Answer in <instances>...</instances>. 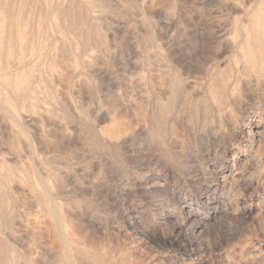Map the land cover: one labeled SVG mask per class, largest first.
<instances>
[{"label": "rangeland", "instance_id": "1", "mask_svg": "<svg viewBox=\"0 0 264 264\" xmlns=\"http://www.w3.org/2000/svg\"><path fill=\"white\" fill-rule=\"evenodd\" d=\"M175 4L0 0V62L38 63L30 99L15 86V119L0 109L22 188L0 264H65L40 180L81 264H264V0Z\"/></svg>", "mask_w": 264, "mask_h": 264}, {"label": "bare ground", "instance_id": "2", "mask_svg": "<svg viewBox=\"0 0 264 264\" xmlns=\"http://www.w3.org/2000/svg\"><path fill=\"white\" fill-rule=\"evenodd\" d=\"M170 1V0H169ZM224 1V0H223ZM176 0H171V3L173 5H176L175 4ZM146 3V2H145ZM168 5V3H167ZM46 6V5H45ZM230 6V5H229ZM234 6H232L233 8ZM244 7V6H243ZM55 8V7H54ZM228 9V8H227ZM72 10V8H71ZM236 10V9H235ZM88 11V10H87ZM8 14V13H7ZM69 14V13H68ZM85 14V13H84ZM16 15V14H15ZM12 16V15H11ZM81 16V15H80ZM84 16V15H83ZM60 17V16H59ZM58 17V18H59ZM67 17V16H66ZM76 17V15H75ZM8 18V17H7ZM97 18V17H96ZM60 19V18H59ZM56 23V22H55ZM39 24V23H38ZM47 24V23H46ZM49 25V24H48ZM53 25V24H52ZM46 27V25H45ZM49 28V27H48ZM200 34V33H199ZM201 37V36H199ZM2 39H5L6 37H1ZM213 38V37H212ZM39 37L37 35H33V34H30L29 37H27L25 40H26V43H27V46H30V48H34V45L36 44V42L38 41ZM168 39V38H167ZM219 40V39H218ZM171 41V40H169ZM167 41V43L169 42ZM214 41V40H212ZM206 42V41H205ZM219 42V41H218ZM215 43V42H214ZM172 44V43H171ZM218 44V43H216ZM241 44V40L238 42L237 45H234L233 48H232V51L234 52H237V47ZM200 45V44H199ZM226 45V44H225ZM224 45V46H225ZM25 46V45H24ZM23 46V47H24ZM172 46V45H169V47ZM175 46V44H174ZM41 47V46H39ZM219 47V46H218ZM230 47V46H228ZM25 48V47H24ZM213 48V47H212ZM167 49V48H166ZM226 50V49H225ZM177 51V50H176ZM230 51V50H229ZM239 51V50H238ZM201 52V51H200ZM224 52V51H223ZM222 52V53H223ZM174 52L172 50H170V53H169V56H171V59L170 61H176V57L175 55L173 54ZM207 53V52H206ZM211 54V52H208ZM214 53V52H213ZM19 54H21V52L17 53L16 56H15V53L12 54V57H10L8 60H3L2 62H0V81L2 82V79L3 81L5 82V84L7 85L8 89H9V92H10V98L12 99L11 100V103L8 101L10 99H6L7 101H5L3 98H0V109L3 110V112H8L10 114H12L15 119V98L16 99H21V97L19 95H16L15 97V86L18 85V87L20 86V88L22 89V93L25 95V93H29V91L31 90V87L28 86V87H22L23 86V82L26 83L27 80H29L30 78V72L31 70H36L38 68V63L36 65H30L31 64V59L30 57H27V55H23L22 57L20 56L19 57ZM205 54V53H204ZM220 54V53H219ZM218 54V55H219ZM54 55V54H53ZM178 55V54H177ZM189 55V54H188ZM187 55V56H188ZM213 55V54H212ZM222 55V54H221ZM216 56V55H215ZM146 57V56H145ZM168 57V55H167ZM185 57V56H184ZM198 57V56H197ZM248 58V57H247ZM199 59V58H198ZM185 60V59H184ZM216 60V59H215ZM181 61V59H180ZM206 61V60H205ZM190 62V61H189ZM227 62V61H226ZM176 63V62H175ZM180 63V62H179ZM219 63V62H218ZM170 64V63H169ZM222 64V63H221ZM190 65V63H189ZM188 66V64H187ZM212 66V65H211ZM243 66V69H246L249 71V68L246 66V65H242ZM187 71V70H186ZM192 71V70H191ZM184 72V71H183ZM190 72V71H189ZM188 73V72H187ZM249 73V72H247ZM184 74V73H183ZM212 75V74H211ZM185 76V75H184ZM187 76V75H186ZM189 77H193V76H189ZM232 77V76H231ZM19 78V82L16 83V80ZM72 78V77H71ZM148 78V77H147ZM160 78V77H159ZM163 78V77H162ZM161 78V79H162ZM8 79V81L6 80ZM187 79V78H186ZM190 79V78H189ZM193 79V78H192ZM191 79V82H193ZM198 79V78H197ZM232 80H234L232 78ZM31 81V80H30ZM59 81V80H57ZM198 81V80H197ZM16 83V84H15ZM164 83V82H163ZM230 83V82H229ZM248 83V82H247ZM147 84V83H146ZM214 84V83H213ZM232 84V83H231ZM163 87V86H162ZM190 87V86H189ZM230 87V85H229ZM148 88V87H147ZM187 88V87H186ZM228 88V87H227ZM6 90V89H5ZM162 90V89H161ZM261 92V91H260ZM162 93V92H161ZM210 93V92H209ZM7 94V93H6ZM195 95V94H194ZM247 95V94H245ZM30 94L29 95H25V97H23L22 99H30L29 98ZM249 95H247L248 97ZM244 97V96H243ZM227 98H225L226 100ZM166 106V105H164ZM21 108H25V106L21 107ZM158 110V109H156ZM159 110H160V107H159ZM27 111H30L29 109H27ZM5 114V113H4ZM60 115V114H59ZM72 116V115H71ZM9 118V116L7 117ZM11 119V118H10ZM31 118L28 119V120H18L16 122H19L20 123V126H22L23 128L27 127L28 125V122H31ZM168 120V118H167ZM36 121V120H35ZM148 121V120H147ZM169 121V120H168ZM177 123V122H176ZM258 123V122H257ZM165 125V124H163ZM219 128V127H218ZM180 129V128H179ZM189 129V128H188ZM26 130V129H25ZM157 130V129H156ZM219 130V129H218ZM28 131V130H27ZM181 131V130H180ZM177 132V131H176ZM196 132V131H195ZM220 132V131H219ZM250 132V131H249ZM248 132V133H249ZM29 133V132H28ZM54 133V132H53ZM164 133V131H163ZM111 134V133H110ZM169 134V133H168ZM174 135V133H173ZM112 136V134H111ZM179 136V135H178ZM120 138V137H119ZM78 139V138H77ZM69 140V139H68ZM96 140V139H95ZM104 140V139H103ZM75 141V140H74ZM73 141V142H74ZM172 141V140H171ZM72 142V143H73ZM174 142V141H173ZM32 146V145H30ZM51 146V145H50ZM33 151V150H32ZM173 153V152H172ZM0 155L2 156V164L3 166H5V168L7 169L4 172H1L0 173V208H1V214L2 216L4 217L3 220H0V231H3L5 228H11V227H15V219L11 218L12 214H14L15 212V192H17L21 187L19 185H16L15 186V181L18 179V175L20 176V174L18 175H15V172L12 171V168L15 166L16 164V159L15 157H7L3 152H0ZM30 156V154H28ZM33 155V154H32ZM34 158V157H33ZM22 159V158H21ZM35 159V158H34ZM33 159V160H34ZM124 159V158H123ZM23 160V159H22ZM32 160V157L31 159H29V161ZM34 162V161H33ZM32 162V163H33ZM58 162V161H57ZM60 163V161H59ZM22 166V169L24 170V174L23 176H31L30 174V171H28L25 167H24V164H20ZM56 165V164H55ZM35 167V165H33ZM33 167V168H34ZM51 167V166H50ZM37 168V167H35ZM172 168V167H171ZM225 169V168H224ZM39 170V169H37ZM223 170V169H222ZM233 170V169H232ZM33 171H36L35 169ZM37 172V171H36ZM34 175H37L35 174V172H33ZM39 174V173H38ZM42 174V173H41ZM62 174V173H61ZM44 176V174H42ZM40 176V175H38ZM46 176V175H45ZM230 176L231 175V172L230 171H225L222 173L221 175V179H222V182H226L227 179L230 180ZM21 177V176H20ZM68 177V176H66ZM5 178V180L3 181V179ZM47 178V177H46ZM23 179V178H22ZM39 180V179H38ZM3 181V183H2ZM217 181V180H216ZM42 188H43V191L45 193V196H46V200H47V203H46V206L44 208L41 209L42 212H44L45 214L47 215H50L54 221V224L55 226L57 227V231L58 232V236H59V239H60V246H59V251H58V258L60 261H63L65 264H81V262H79L78 260L79 259H82V258H85V253H83L81 250L77 251L76 254H70L69 252L67 251H64L65 247H67L65 244L67 242V236L64 234V231H63V227H65V223L68 222L67 219H63L62 216L60 215V213L57 211V206L54 202V198L51 194V189L50 187L48 186V184L44 181V180H40L39 181ZM220 183V182H219ZM218 183V184H219ZM222 185V184H221ZM223 186V185H222ZM226 186V185H225ZM22 189V188H21ZM221 190V189H220ZM4 193V194H3ZM61 193V192H60ZM39 195V194H38ZM167 195V194H166ZM44 198V197H43ZM186 216H190L194 213H192V211L190 209H188L186 206L182 208L181 210ZM5 237V236H4ZM6 238V237H5ZM18 244V243H17ZM8 257L10 258H13L14 256L12 255L14 252H15V247H13L12 245H8ZM57 253V252H56ZM13 256V257H11ZM14 259V258H13Z\"/></svg>", "mask_w": 264, "mask_h": 264}]
</instances>
